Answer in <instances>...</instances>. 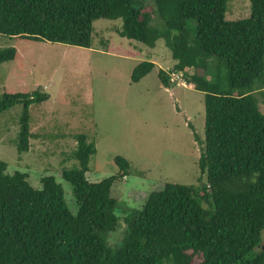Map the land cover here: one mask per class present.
<instances>
[{
  "label": "trees",
  "instance_id": "1",
  "mask_svg": "<svg viewBox=\"0 0 264 264\" xmlns=\"http://www.w3.org/2000/svg\"><path fill=\"white\" fill-rule=\"evenodd\" d=\"M249 1V17L226 20V0H153L151 11L146 0H0V34L7 36L90 47L94 20L121 18L122 37L149 47L164 37L174 65L159 68L160 83L172 86L171 73L180 75L203 92L205 111L203 138L194 135L196 183L150 191L123 217L115 245L107 241L119 225L110 190L128 172L125 158L115 156L116 175L89 181L96 149L84 133L75 135L77 164L61 176L72 185L76 213L54 175L41 176L37 188L0 160V264H264V112L255 95L264 89V0ZM153 12L165 34L151 24ZM15 56L14 47L0 48V64ZM154 67L139 62L131 81ZM48 98L41 88L2 94L0 113L22 104L18 152L29 148V106Z\"/></svg>",
  "mask_w": 264,
  "mask_h": 264
},
{
  "label": "rangeland",
  "instance_id": "2",
  "mask_svg": "<svg viewBox=\"0 0 264 264\" xmlns=\"http://www.w3.org/2000/svg\"><path fill=\"white\" fill-rule=\"evenodd\" d=\"M151 11L153 0H146ZM250 15L249 0H226L225 19L236 20ZM122 20L98 18L92 23L91 46L78 47L48 41L0 34V48L14 47L16 56L0 64V98L3 93L33 92L37 88L49 95L29 106V148L18 152L19 118L22 104L0 113V160L7 172H26L28 181L40 187L43 175H54L64 190L65 201L73 213L77 205L72 185L61 176L63 169L74 167L76 136L84 133L93 142L86 178L98 182L116 175L115 156L125 158L127 174L116 178L111 196L116 199L118 223L109 232L110 245L123 236V217L144 203L150 191L164 183H196L200 174L197 160L200 145L194 135L203 138L204 94L177 74L176 84L165 87L159 68L174 65L165 38L154 47L119 35ZM151 24L167 32L164 21L153 12ZM190 28L195 26L188 20ZM172 31L170 36L174 35ZM148 60L155 67L138 82H132V69ZM187 74L193 69L187 68ZM255 95L264 112V89ZM264 245V229L260 246ZM258 248L253 250L257 251Z\"/></svg>",
  "mask_w": 264,
  "mask_h": 264
},
{
  "label": "built area",
  "instance_id": "3",
  "mask_svg": "<svg viewBox=\"0 0 264 264\" xmlns=\"http://www.w3.org/2000/svg\"><path fill=\"white\" fill-rule=\"evenodd\" d=\"M176 74V73H175ZM178 77H180V75L177 74Z\"/></svg>",
  "mask_w": 264,
  "mask_h": 264
},
{
  "label": "crops",
  "instance_id": "4",
  "mask_svg": "<svg viewBox=\"0 0 264 264\" xmlns=\"http://www.w3.org/2000/svg\"><path fill=\"white\" fill-rule=\"evenodd\" d=\"M153 62V61H152ZM155 64V63H154ZM192 84V83H191Z\"/></svg>",
  "mask_w": 264,
  "mask_h": 264
}]
</instances>
